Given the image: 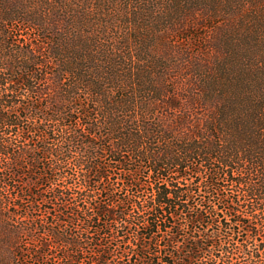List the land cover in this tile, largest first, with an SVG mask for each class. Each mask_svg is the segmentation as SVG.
<instances>
[{"label":"trees","instance_id":"16d2710c","mask_svg":"<svg viewBox=\"0 0 264 264\" xmlns=\"http://www.w3.org/2000/svg\"><path fill=\"white\" fill-rule=\"evenodd\" d=\"M248 1L0 0V264H264Z\"/></svg>","mask_w":264,"mask_h":264},{"label":"rangeland","instance_id":"374dc122","mask_svg":"<svg viewBox=\"0 0 264 264\" xmlns=\"http://www.w3.org/2000/svg\"><path fill=\"white\" fill-rule=\"evenodd\" d=\"M253 1L254 0H249L247 4L239 7L238 11L236 12V15L240 17L241 21L242 18L247 21L243 25V28H245V34L250 33V35H252L254 33L253 31H255L256 29L263 31L264 28V0H259L257 6ZM241 21L238 27H236V31L242 35V32L239 28Z\"/></svg>","mask_w":264,"mask_h":264}]
</instances>
